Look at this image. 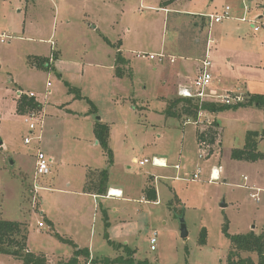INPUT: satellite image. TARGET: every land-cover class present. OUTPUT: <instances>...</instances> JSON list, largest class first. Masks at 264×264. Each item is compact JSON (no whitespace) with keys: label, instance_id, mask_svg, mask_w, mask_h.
<instances>
[{"label":"rangeland","instance_id":"rangeland-1","mask_svg":"<svg viewBox=\"0 0 264 264\" xmlns=\"http://www.w3.org/2000/svg\"><path fill=\"white\" fill-rule=\"evenodd\" d=\"M179 1L172 6L178 10L176 15L183 20H198L201 40L206 37L207 41L210 34L213 62L224 73L218 83L220 94L264 93V0ZM158 6L160 0H0V218L27 225V246L47 256L49 264L71 257L76 249L59 236L74 241L77 236L83 242L79 243L81 247L91 246L96 255L102 256L90 253L97 260L90 264L127 255L124 247H115L100 236L106 232L101 217V207L106 205L114 241L135 250L136 260H148L150 264H228L233 245L223 232L225 224L231 234L264 233V157H232L234 149L245 146L248 131L264 130V108L242 105L215 114L202 110L196 123L186 115L168 116L166 110L179 93L170 92L166 82L173 85L181 67L183 75L193 80L206 47L195 44L191 48L190 44L172 51L167 38L172 37L174 16L165 17L167 13ZM226 6L231 7V19L215 22L210 28L206 19L202 25L200 15L222 13ZM245 6L247 19L259 17L260 31L239 20ZM91 22L101 31L94 30ZM225 27L232 35L226 42L220 40ZM121 39L129 60L124 64L114 60ZM162 49L176 62L137 56L139 51L157 53ZM58 51L62 54L50 67L33 63L35 56L51 57ZM112 65L124 74L118 75ZM70 86L79 90L71 91ZM18 88L34 91L43 100L48 97L40 142L35 134H30L34 138L29 144L24 142L29 127L17 108ZM97 121L112 126L114 166H107L109 155L102 147L94 145L82 151L74 142L78 133L81 141L89 140ZM202 129L215 132L216 142L209 148V155L200 158L198 154L204 149L197 141V132ZM39 147L51 164V172L38 176L39 187L35 189ZM257 150L264 153V137ZM134 156L138 162L133 161ZM153 156L167 157L169 166L139 163ZM179 164L182 168L178 172L174 168ZM219 164L223 166L221 179L210 182L211 170ZM95 166L107 169L112 182L128 185L132 199H99L96 206L91 197L63 193L69 181L71 189L78 188L76 180L87 170L92 174ZM198 167L199 179L192 180ZM147 171L161 178V190H165V184L174 188L170 202L167 196L158 203L140 201V186L150 178ZM167 175L172 179L164 178ZM176 175L180 176L177 180ZM246 184L262 189L259 201L251 197L252 190ZM118 216L127 220L120 221ZM181 217L185 218L187 237L180 234ZM50 218L57 221L56 227ZM203 228L207 231L205 244L200 242ZM154 232L157 242L151 249ZM240 257L259 264L257 251H242L233 259ZM88 262L89 258L81 257L80 264ZM0 264L23 261L0 253Z\"/></svg>","mask_w":264,"mask_h":264},{"label":"trees","instance_id":"trees-1","mask_svg":"<svg viewBox=\"0 0 264 264\" xmlns=\"http://www.w3.org/2000/svg\"><path fill=\"white\" fill-rule=\"evenodd\" d=\"M202 25L206 23V18L201 17ZM199 23L198 20L195 23ZM204 23V24H203ZM187 31L185 32L186 38ZM184 35V33H183ZM206 40V38H205ZM56 58V57H55ZM35 65L43 66L44 68L49 67L50 57H33L32 58ZM118 62L124 59L121 56V53L118 54L117 57ZM118 75L124 74V70L118 68ZM70 90H79L77 88L71 87ZM80 96V94H79ZM246 100L243 103H235L233 105H229L222 102H207L204 101L199 103L197 100H193L191 98H186L179 96L177 99L171 102V105L167 108L166 112L168 116L172 117H180L182 115H186L190 118L196 120V117L199 113L200 109H203L211 114H215L216 112L223 111L229 108L238 107L242 105H252L255 104L258 107L264 108V93H246ZM182 104V105H181ZM181 105V109L179 108ZM26 106L29 107H38L39 103L35 101L33 98L22 97L18 100L17 108L20 113H25L27 111ZM95 135L98 142L101 144L105 152L109 155L108 162L113 163V153L109 143V135H110V125L106 122L97 121L95 122ZM264 137V130L262 132L258 130L248 131L246 135V144L243 148L234 149L232 152L233 158L244 159V160H256L258 158H263L264 153H261L257 150L258 143L261 138ZM1 141V137H0ZM197 141L200 146L207 145L209 148H212L215 140V132L209 130H199L197 132ZM108 170L105 169L102 171V174L107 177ZM102 183V182H101ZM107 187H102V184L97 187V191L99 194H105ZM147 195L152 200H156V190L155 188H147ZM151 192V194H150ZM27 225H24L22 221L18 220H6L0 218V253L9 254L13 257L20 258L23 261V264H49L47 261V256L39 255L31 252L27 246ZM206 228L201 230L200 242L205 244L207 242V234ZM223 232L226 236L231 240L233 245V249L229 253L228 264H252L253 261L251 258L243 259L242 257L238 258L237 261L233 259L234 256L239 255L242 251H253L258 252L259 254V264H264V233H257L253 231H249L247 233H236L231 234L228 232L227 224L223 227ZM62 240L71 242L74 244L71 239H65L59 236ZM109 243L115 247H124V251H126L127 255H121L114 259L107 257L102 261V264H150L148 260H136L134 257L135 250L131 249L127 245L117 244L115 241L109 239ZM75 245V244H74ZM81 256H85L88 258L91 257L90 252L87 249L76 248L74 254L68 261H60L58 264H80ZM92 261H97L96 259H92ZM186 264V263H185Z\"/></svg>","mask_w":264,"mask_h":264},{"label":"crops","instance_id":"crops-1","mask_svg":"<svg viewBox=\"0 0 264 264\" xmlns=\"http://www.w3.org/2000/svg\"><path fill=\"white\" fill-rule=\"evenodd\" d=\"M180 1L179 0H160V6H158V8L159 9H162V10H164L167 14H166V16L165 17H167V18H171V15H173L174 17H173V21H172V26H171V33H170V35L172 34V37L171 38H167V40H169L170 39V44H171V50L173 51V50H175L174 48H176V46L179 48H181V49H185L186 47H189V45H190V47L191 48H194L195 47V44H196V46L197 47H199V48H203V46L206 44V41H205V39L204 40H201V38L197 35L198 33H199V30L200 29H198L199 28V23H195V21H197L195 18H194V20H191V21H188V20H183V19H181V18H179V15H176V13H177V9L175 8V9H173L172 8V6H174L175 4H178ZM240 9V8H239ZM174 12V13H173ZM201 17H202V15H200ZM91 25H92V28L94 29V30H98V31H101L100 30V27H98V25H96V23H92L91 22ZM227 26H230V25H227ZM227 28L225 27V31H223V34H222V37H221V39L220 40H222V41H224L225 40V42L226 41H228L230 38H232V35H230L228 32H226L227 30H226ZM255 30V29H254ZM261 30V29H260ZM260 30H258V31H260ZM187 31V34H186V41L184 40L185 39V32ZM256 31V30H255ZM103 32V31H102ZM183 33H184V35H183ZM103 34L106 36V38L109 40V41H111L110 40V38L103 32ZM206 38V37H205ZM2 40V39H1ZM123 41H122V39L120 40V44H118V47H117V55L114 57V60H115V62L117 63L118 62V60H117V57H118V54H120L121 53V56H122V58L124 59L123 61L121 60V62L124 64V63H126L127 61H129L128 60V58L125 56V54H124V52H126L125 51V49H123L121 46V43H122ZM194 43V44H193ZM169 44V45H170ZM179 44V45H178ZM211 45H212V43H211ZM194 46V47H193ZM167 46H165V48H166ZM204 49V48H203ZM163 50V49H162ZM61 52L60 51H58L57 52V54L55 55V59H58L59 60V57L61 56ZM39 56V55H38ZM41 57V56H40ZM45 58L46 57H48V56H44ZM212 60H213V55H212ZM170 61V60H169ZM176 62V61H175ZM175 62H171L170 61V63H175ZM119 63V62H118ZM120 64V63H119ZM213 67L215 66V63L213 62ZM230 65H232V67H233V69H235L236 68V65L235 64H230ZM112 66H114L115 68H117V65L115 66V65H112ZM111 66V67H112ZM180 66H183V64H180ZM50 67V66H49ZM232 67H230V68H232ZM199 68V67H198ZM182 69V67L180 68V71H178L177 72V74H176V78L175 79H173V77L172 76H169V78H171V79H173L175 82H174V84L173 85H171L168 81L166 82V86L167 87H169V90H170V92L171 91H175V92H177L178 90H179V88L181 87V86H184V85H187V84H189L192 80H191V77H189V76H184L183 74H184V71H182L181 70ZM198 73V72H197ZM217 74V75H216ZM215 75L218 77V80L216 81V79H215ZM223 75H224V73H223V71H222V69L221 68H219L218 66H215L214 67V71H213V82H212V84H213V86H212V89H216L217 91H221L220 89H219V87H220V84L218 85V83H220V80H222V77H223ZM195 77V76H194ZM169 80V79H168ZM18 90H21V89H17V91ZM249 91V90H248ZM251 94L252 93H255L254 91H249ZM257 93V92H256ZM243 94H245V93H243ZM18 97V96H17ZM48 98V97H47ZM47 98H44V100L43 99H41L39 96H38V99L40 100V103L42 104V107H43V110L45 111V113H46V116H47V109H48V107L46 106V102H47ZM23 115V114H22ZM72 115H74V114H72ZM95 123H93V125H92V128H93V130H92V136H88V137H91V138H89V140H86L85 139V141H81L80 139H79V135L81 134V133H78V134H74V142H75V144L77 145V147L79 148V149H81L82 151H85V150H88V149H90L91 147H94V145H95V147H102L101 146V144L98 142V140L96 139V135H95V131H94V127H95V125H94ZM110 135H109V143H110V146H111V140H112V131H113V129H112V126L110 127ZM42 135H43V131H42ZM93 139H94V141L95 142H93ZM42 140V139H41ZM77 142H83V143H81L82 145L83 144H85L84 146H82L81 144H79V143H77ZM102 149H103V147H102ZM105 153V152H104ZM112 153H113V150H112ZM153 157H157V156H153ZM162 159H164V160H166L167 162H168V164H169V160H168V158L167 157H163V156H160ZM160 157H158V158H160ZM114 159H115V157H114V153H113V166L115 165V161H114ZM107 160V162H108V158L106 159ZM133 161H136V162H138V158L136 157V156H134L133 157ZM141 160H139V162H140ZM86 164H88L87 162H86ZM108 164H109V162L107 163V166H108ZM93 166V165H92ZM112 166V165H111ZM154 167H155V165H153ZM96 168H93L92 169V174H90V172H89V170H87L86 171V173L85 174H83L82 176H80V178H78L76 181H77V186H78V188H76V189H71V185H72V182L71 181H69V188L67 189V190H65V192H63V193H65V194H68L69 192L70 193H75V194H79V195H81V196H88V197H91L92 199H94V201H95V203H96V206H97V203L99 202V199H103V200H117V202H124V201H130L132 198L130 197V196H132V195H130V194H132V192L131 191H129V188H128V185H124V183L122 184V183H119V182H115V181H113L112 182V180H110V178L108 177V174H109V172L107 173V177H105L104 178V176H103V174H102V171H103V168L104 167H102V166H95ZM156 167H158V166H156ZM160 167H166V166H160ZM160 167H158V168H160ZM174 168V167H173ZM182 167L180 166V169H181ZM174 169H176V168H174ZM104 170H105V168H104ZM178 172H179V170H178ZM222 172H223V170H222ZM221 172V173H222ZM147 174H148V176L150 177V178H145V179H147V180H145V182H142V185L140 186L141 187V192H140V194H141V196H139V198H140V201L141 202H143V200H144V202L146 203L147 201H149V202H156V203H158L159 202V200L161 199V198H163V196H167V199H168V201L170 202V200H171V198H172V194L175 192V190H174V188H172V186L171 185H166L165 184V187H164V189L166 190V192H165V190L163 191V190H161V188L159 187V183H158V179H161L160 177L157 179V177L156 176H152L151 174H153V172H151V171H147ZM178 174V173H177ZM110 176V175H109ZM171 175H167V176H165L164 178H170V179H172L171 177H170ZM176 176H179V175H176ZM175 176V177H176ZM177 180V179H176ZM102 182V183H101ZM100 184H102V187L104 188L105 186L107 187V190H106V192L109 190V189H111V188H115V189H118V190H121L122 191V196L121 197H107L106 196V192H105V194H99L98 193V191H97V187L98 186H100ZM256 186V185H255ZM155 188V190H156V200H152L151 198H149L148 197V195H147V192H146V190H147V188ZM166 187L168 188V189H166ZM150 194H151V192H150ZM102 201H101V206H102ZM104 207V208H103ZM103 207H101L102 208V211H101V217L104 219V227H105V229H106V232L105 233H102V235L100 234V236L102 237V238H104V239H106L107 238V240L109 241V239H111L112 241H114V236L112 235V232H111V230H112V221L110 220L111 219V217L109 216V210L107 209L108 207H109V205H106V206H103ZM106 207V208H105ZM114 211H117V208H114ZM119 217V219H120V221H126L127 220V218L126 217H124V218H122V217H120V216H118ZM50 222L52 223V225H53V227H56L57 226V221L55 220V219H52V218H50ZM73 226V225H72ZM75 226H79V225H75ZM76 229H78V230H81V228H76ZM76 237V239L79 241V242H77L76 241V239H75V241L72 239V238H65V239H71V241L75 244V246H76V248H81V249H87L90 253H91V255L93 256V257H98L99 255H96V253L94 252V251H92L91 250V246L89 247V248H83V247H81L80 246V244L79 243H81L82 241L77 237V236H75ZM128 241V240H127ZM83 243V242H82ZM120 244H122V243H120ZM83 245V244H82ZM94 247V246H93ZM28 249H29V247H28ZM30 250V249H29ZM31 251V250H30ZM32 252V251H31ZM34 253H36L35 251H33ZM37 254V253H36ZM6 255H8V254H6ZM71 257H72V255H71ZM71 257H69V258H71ZM82 257V256H81ZM99 257H102V256H99ZM104 257H106V256H104ZM69 258H67V259H64L63 261H68L69 260ZM81 259V258H80Z\"/></svg>","mask_w":264,"mask_h":264},{"label":"built area","instance_id":"built-area-1","mask_svg":"<svg viewBox=\"0 0 264 264\" xmlns=\"http://www.w3.org/2000/svg\"><path fill=\"white\" fill-rule=\"evenodd\" d=\"M245 12L243 16L239 18V20L243 22H247L250 24L256 31L260 30V24H259V17L256 19H247L246 14L248 13L247 6L244 7ZM222 13H212L210 15H203L208 21H209V28L216 22H222L224 20H229L233 16L231 15V7L226 6ZM4 35H2V41H5ZM205 53L199 58V69L198 73L196 74L195 78L187 85L181 86L178 90L179 96L186 97V98H191L193 100H197L199 103H202L204 101L207 102H222L226 103L229 105H233L235 103H243L246 100V96L243 93H233L231 95H224L222 96L219 91L216 89H212V82H213V60H212V51H211V37L210 34L208 35V40L206 41L205 44ZM137 56L149 58L152 60L159 59V61H163L165 58H168L171 62H175L176 58L174 56H170L169 54H166L165 51H160L157 53L154 52H149L145 53L143 51H139L137 53ZM55 59V55H52L50 57V62ZM51 85V81H47V87ZM51 89L48 88L47 92H50ZM18 98L26 97L28 98H33L35 99L36 102L39 103L38 107H29L26 106L27 111L23 113L24 116V122L26 125L29 127V134L24 138V142L26 144H29L32 139L34 138L30 134H35V137L37 138L38 142L41 141L42 139V131L44 128V123H45V117L46 113L43 110L42 104L40 103V100L38 99L37 94L34 91H28L25 92L23 90H18L17 92ZM203 109L199 110V114L202 113ZM198 118L194 120V122H198ZM204 150L199 152L198 156L200 158L202 157H207L210 152V149L207 145L201 146ZM36 169H35V189L39 187V183L37 182L38 176H46L51 172V164L49 163V160L47 159V156L45 152L39 147L38 151L36 153ZM141 165L147 164V163H152L155 166H169L168 162L161 157H152L148 158L145 157L141 159L139 162ZM175 168L177 170L180 169V164L175 165ZM223 170V166L221 164L216 165L215 167L212 168L210 176H209V181L210 182H217V180L221 179V172ZM201 172V168L198 167L196 172L192 175L191 179L192 180H198L199 179V174ZM180 176H176V179H179ZM245 180H249L247 176H243ZM249 189L252 190L250 193L251 197L253 199H256L257 201L260 200V191L262 189L257 186H247ZM115 189V188H114ZM113 188L109 189L106 193L107 197H121L122 196V191ZM39 225L42 227L44 226L43 222H40ZM157 242V235L154 232L153 236L151 237V249H155V243ZM92 256L89 258V264L92 262Z\"/></svg>","mask_w":264,"mask_h":264},{"label":"water","instance_id":"water-1","mask_svg":"<svg viewBox=\"0 0 264 264\" xmlns=\"http://www.w3.org/2000/svg\"><path fill=\"white\" fill-rule=\"evenodd\" d=\"M3 141H0V145H2ZM224 205V204H223ZM180 234L182 235V237H187L188 234V230H187V225L185 223V218L181 217V227H180Z\"/></svg>","mask_w":264,"mask_h":264},{"label":"bare ground","instance_id":"bare-ground-1","mask_svg":"<svg viewBox=\"0 0 264 264\" xmlns=\"http://www.w3.org/2000/svg\"><path fill=\"white\" fill-rule=\"evenodd\" d=\"M114 189V188H113ZM115 190V189H114Z\"/></svg>","mask_w":264,"mask_h":264}]
</instances>
